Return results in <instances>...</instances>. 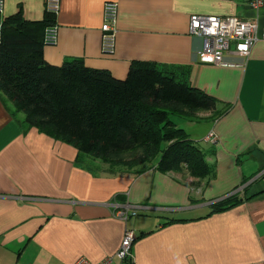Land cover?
I'll return each mask as SVG.
<instances>
[{"label":"crops","instance_id":"obj_1","mask_svg":"<svg viewBox=\"0 0 264 264\" xmlns=\"http://www.w3.org/2000/svg\"><path fill=\"white\" fill-rule=\"evenodd\" d=\"M117 3L115 51H101L103 5ZM17 14L42 22L45 0H4L1 20ZM233 15L257 24L247 57L230 66L197 60L190 16ZM58 38L43 59L80 58L123 79L133 61L156 63L213 97L217 111L187 119L186 133L204 152L211 174L185 169L109 170L75 147L27 127L0 95V264H121L126 229L135 234L133 264H264V4L245 0H60ZM233 45L230 47L232 51ZM213 141L206 140L208 133ZM237 192L220 211L211 204ZM130 204L126 220L116 205ZM138 215H141L138 218ZM137 217V218H130Z\"/></svg>","mask_w":264,"mask_h":264},{"label":"trees","instance_id":"obj_2","mask_svg":"<svg viewBox=\"0 0 264 264\" xmlns=\"http://www.w3.org/2000/svg\"><path fill=\"white\" fill-rule=\"evenodd\" d=\"M17 14L1 20L0 95L27 127L72 145L109 170L139 173L185 169L204 179L211 174L205 152L171 119H199L195 111L216 109L213 97L156 63L133 61L123 79L87 67L80 58L53 65L42 57L43 33L54 22ZM237 192L213 202L220 211L239 202ZM134 238L132 244L134 243ZM130 264V259H127Z\"/></svg>","mask_w":264,"mask_h":264},{"label":"built area","instance_id":"obj_3","mask_svg":"<svg viewBox=\"0 0 264 264\" xmlns=\"http://www.w3.org/2000/svg\"><path fill=\"white\" fill-rule=\"evenodd\" d=\"M254 9H258L264 0H245ZM4 0H0V18L3 13ZM60 10V0H45V11L52 14L54 18ZM117 3L107 1L103 5V22L101 25V51L105 55H111L115 51L116 38ZM190 33L199 37L201 46L197 52V60L203 64L219 66H230L234 63L224 58L225 53H233L242 58L247 57L252 45L258 40L257 24L255 21L245 20L233 15H205L192 14L190 16ZM2 38V26L0 19V41ZM58 30L55 21L45 27L43 33L44 45H55L57 43ZM233 45L232 51L230 47ZM206 140L213 141L214 134L208 133ZM233 194V193H232ZM130 204L116 205L115 217L126 220L131 211ZM135 238L132 230L126 229L121 247L117 256L121 264L132 262L131 246ZM110 259L97 263L109 264ZM74 264H93L84 258L78 259Z\"/></svg>","mask_w":264,"mask_h":264},{"label":"rangeland","instance_id":"obj_4","mask_svg":"<svg viewBox=\"0 0 264 264\" xmlns=\"http://www.w3.org/2000/svg\"><path fill=\"white\" fill-rule=\"evenodd\" d=\"M203 114H204L203 110L195 111V115L198 118H201ZM170 117L177 124V126L183 128V130H190V125L188 124V122H186L187 118L179 116V115H171ZM196 120H199V119H196ZM185 132H187V131H185ZM140 217H141V215H138V218H140ZM130 218H137V217H130Z\"/></svg>","mask_w":264,"mask_h":264}]
</instances>
